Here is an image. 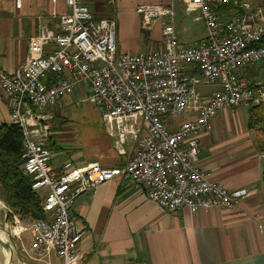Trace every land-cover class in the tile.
Masks as SVG:
<instances>
[{"label":"built area","instance_id":"1","mask_svg":"<svg viewBox=\"0 0 264 264\" xmlns=\"http://www.w3.org/2000/svg\"><path fill=\"white\" fill-rule=\"evenodd\" d=\"M65 1L69 12L58 17V30L32 37L26 61L0 76L10 123L23 131L22 169L33 177L32 189L47 212L45 219L20 223L12 234L30 232L35 260L55 255L62 264H83L86 227L79 224L74 204L116 178H128L168 212L240 210L250 190L229 191L209 179L198 165L199 137L212 131L226 109L264 105V80L245 75L264 66V8L248 0H183L188 14H197L195 21L205 27L203 39L186 45L175 28V0L142 4L137 13L144 29L161 21L162 43L136 54L119 51L116 20L98 18L90 0ZM84 86L86 101L101 109L124 166L67 161L55 168L45 122L65 96ZM201 87L217 90L207 96ZM180 116L187 119L177 122Z\"/></svg>","mask_w":264,"mask_h":264},{"label":"crops","instance_id":"2","mask_svg":"<svg viewBox=\"0 0 264 264\" xmlns=\"http://www.w3.org/2000/svg\"><path fill=\"white\" fill-rule=\"evenodd\" d=\"M17 1L0 0V76L14 73L28 57L30 39L42 30H58V17L69 12L65 0H21L20 8ZM171 2L115 0L119 51L146 54L158 49L162 22H155L152 30L144 29L137 8ZM174 6L176 18L185 13L193 17V23L202 24L195 21L197 14H188L183 0H175ZM176 18V32L184 44L194 45L204 38L205 32L196 29L187 37L176 26ZM144 35L142 48L139 44ZM0 90L8 108L7 96ZM249 119L248 108L226 109L215 118L212 131L199 137L198 165L209 179L229 191L250 190L240 210L183 208L168 212L128 178H116L83 194L74 204L79 224L86 227L80 245L86 255L83 264H264V126L250 127ZM114 154L92 163L107 168L124 166L126 159L115 150ZM59 155L54 153L53 164L61 170L67 160ZM74 163L88 164L82 160ZM4 250L0 248V258L5 256ZM51 258L62 264L55 255ZM22 261L18 256V262Z\"/></svg>","mask_w":264,"mask_h":264},{"label":"rangeland","instance_id":"3","mask_svg":"<svg viewBox=\"0 0 264 264\" xmlns=\"http://www.w3.org/2000/svg\"><path fill=\"white\" fill-rule=\"evenodd\" d=\"M252 4L264 8V0H248ZM89 6L98 18H112L116 17V3H112L110 0H90ZM176 18V26L181 29L182 33L187 37L193 34V31L199 30L201 34L204 31L203 24L193 23V17H186L185 13L180 14ZM121 27L122 22H118ZM181 27V28H180ZM152 28V27H151ZM149 30H152V29ZM141 36L140 47H144V37ZM188 39V38H187ZM188 42V41H186ZM258 74L264 77V66L256 67ZM264 79V78H263ZM262 79V80H263ZM84 89V91H83ZM82 90H77L73 95L65 96L62 103L57 107L49 111V117L45 123L50 127L49 137L47 144L53 150L56 155L63 157L66 161L70 160L76 162L82 160L85 163L103 162L111 157L115 156L114 141L107 134L101 109L93 104H90L86 100L88 99L87 87L84 86ZM201 92H213L212 87H201ZM2 92L0 90V121L7 123L10 120V112L5 102L3 101ZM187 117L180 116L176 118L177 122L186 120ZM131 150V147L130 149ZM117 152V151H116ZM129 152V151H128ZM124 159V158H123ZM1 192V190H0ZM19 221V223L17 222ZM21 224L25 225L30 221H23L18 216L14 215L7 204L0 198V231L5 236L4 242L10 245V250H4L6 252V258L14 256L11 264H60V262L54 260L52 262V255L45 257L42 260H35L31 255L30 247L32 243V237L29 231L21 234L20 236H14L13 231H19L18 227ZM0 244V248H1ZM21 254V255H18ZM5 256H1L0 264L6 261ZM18 256L23 259L22 263L18 262ZM10 260V259H9Z\"/></svg>","mask_w":264,"mask_h":264},{"label":"trees","instance_id":"4","mask_svg":"<svg viewBox=\"0 0 264 264\" xmlns=\"http://www.w3.org/2000/svg\"><path fill=\"white\" fill-rule=\"evenodd\" d=\"M260 68L248 69L247 77L258 76ZM250 127L264 126V105L250 107ZM23 131L19 125L0 122V198L11 212L23 221L45 219L44 201L39 193L32 189L33 177L22 169L24 164Z\"/></svg>","mask_w":264,"mask_h":264},{"label":"water","instance_id":"5","mask_svg":"<svg viewBox=\"0 0 264 264\" xmlns=\"http://www.w3.org/2000/svg\"><path fill=\"white\" fill-rule=\"evenodd\" d=\"M0 244L2 247L5 248V250L9 251L10 250V245L7 242H4L2 238H0Z\"/></svg>","mask_w":264,"mask_h":264},{"label":"bare ground","instance_id":"6","mask_svg":"<svg viewBox=\"0 0 264 264\" xmlns=\"http://www.w3.org/2000/svg\"><path fill=\"white\" fill-rule=\"evenodd\" d=\"M0 238H2L3 240H6V239H5V236L2 234L1 231H0ZM5 254H6V252H5ZM7 255H8V251H7ZM7 255H6V256H7ZM7 257H8V256H7ZM11 258H12L11 255H10V258H9L10 260H9L8 258H6V264H7L8 261L12 262V259H11ZM10 264H11V263H10Z\"/></svg>","mask_w":264,"mask_h":264}]
</instances>
